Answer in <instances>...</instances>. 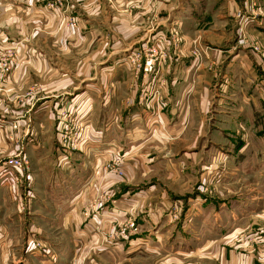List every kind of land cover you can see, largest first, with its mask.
Listing matches in <instances>:
<instances>
[{
  "label": "crops",
  "instance_id": "0c3cea01",
  "mask_svg": "<svg viewBox=\"0 0 264 264\" xmlns=\"http://www.w3.org/2000/svg\"><path fill=\"white\" fill-rule=\"evenodd\" d=\"M206 1L203 19L206 21L205 26L212 25L205 30L204 24L199 23L203 27L201 34L208 43L207 46L218 49L210 51L208 55L219 59L218 65L226 63L227 68L232 67L231 71L227 74L224 72L227 68L221 65L217 73L207 75L203 66L208 65L210 60H203L201 71L188 72L190 77L195 74L198 89L200 82L220 83V96L218 94L216 98L212 92L211 96L201 95L198 98L192 96L194 83L185 76L190 68L188 61L181 59L177 63L178 66H185L184 87L180 81L172 78L174 70L170 76L168 68L170 107L160 114L163 116V124L159 126L149 121L151 117H155L154 111H145L135 103L128 104L129 100L134 101L136 98L135 85L126 73L123 61L111 59L99 66L96 0L91 4H83L84 16L89 25L79 34L68 30H63L65 32L60 34L56 29L43 25L29 30L30 28H23L18 23L17 20L20 19L17 16L10 17V10L4 16L8 20L4 23L5 28H0V48L16 44L14 50H17L18 58L6 80L0 81V90L7 91L9 100L22 101L19 105L10 107L8 117L17 119L20 114H25L28 120V127L20 129V142L23 141V158L28 159L29 169L22 175L20 170L10 167L15 172L7 173L8 178H5L3 173H6V169L0 167V180L11 182V178H14V186H17L16 181L21 176L26 183L23 193L16 190L13 193L14 188L7 200L0 202V264H11L15 256V251L8 249L10 243H16L10 235L13 227L21 228L25 241L28 236L27 241L32 242V233L39 234L38 229L34 228H39L43 221L49 222L41 217V223H35L33 217L37 212L53 213L50 220L57 221V228L70 229L73 232L72 243L79 245L96 244L97 238L102 235L111 242L119 241L121 239H115L112 235L116 226L128 218L136 219L140 232L128 241L117 242L124 249L123 258L135 256L140 248H151L152 244H166L170 238L174 239V244L178 237L185 240V244L189 240L192 242L191 235L181 237L177 232L175 234L176 224L163 216L162 212L169 211L171 197L176 194L179 181L186 180L192 184L188 191L190 194L196 183H206L212 174H218L215 172L217 165L213 166L215 163L212 160L210 162L207 150L211 143L210 136L219 139L214 145L211 143L213 146L227 148L229 144L233 146L234 140L241 141L240 130L244 129L254 135L249 140L253 148L264 144V129H261L260 121L253 117L247 120L249 118L243 116L249 117V113L237 111L233 103L227 107V101L224 100L227 98L224 88L230 78L238 84L237 96L241 97L244 105H249L254 100L264 104V89L258 84H263L264 79L256 71H252L256 67L264 69V59L254 56L250 59L245 53L242 56V52H237L228 42L235 12L241 7L242 1ZM256 2L259 6L256 12L264 20V0ZM257 36L262 37L260 39L264 45V25L258 29ZM37 48L40 59L33 58ZM70 56L73 59H69ZM102 69L106 73L103 78L98 77V73L101 74L98 70ZM247 87L250 88L244 92ZM207 88L209 90V86ZM228 88L233 87L230 85ZM253 88L263 93H253ZM99 100L106 108L105 111L98 109ZM209 100L213 103L212 111L205 104ZM67 103L70 108L75 109L76 115L85 123V128L72 152L65 154L63 149L60 150L57 132L64 114V111L59 110ZM257 113L259 112L255 111L253 115L256 116ZM30 124L32 129L29 128ZM242 132L245 133L241 135L244 140V136L251 135ZM14 146L11 153L17 152V147L15 144ZM241 147H244L246 157L245 144ZM256 149L248 152V155L254 154L255 157ZM237 153L238 155H229L231 165L239 163L242 150L239 149ZM117 159L121 161L122 176L107 172L104 168L105 164ZM249 164L252 167V163ZM238 171L241 172L239 169ZM251 173L249 171L246 174ZM22 199L24 204L21 203ZM21 207L27 211L25 216L19 214ZM203 207L200 214L203 211L208 213V207L205 204ZM246 208L252 210L253 206L249 204L245 210ZM242 209L238 207L236 211ZM197 216L198 213L194 216L185 215L182 227L192 229L193 224L199 222ZM205 222L206 218L201 220V228L205 226ZM161 229H164V234L160 233ZM17 238L19 241L22 239ZM152 248L156 251L157 246ZM169 249L170 247L164 252L166 255L177 257L191 254L179 248ZM70 253L68 250L56 252L58 256L68 258ZM48 257L53 258L54 254L51 253Z\"/></svg>",
  "mask_w": 264,
  "mask_h": 264
},
{
  "label": "rangeland",
  "instance_id": "374dc122",
  "mask_svg": "<svg viewBox=\"0 0 264 264\" xmlns=\"http://www.w3.org/2000/svg\"><path fill=\"white\" fill-rule=\"evenodd\" d=\"M92 1L94 0H0V25H3L0 28L4 27V23L7 22L8 17L4 18V16L9 14L10 10V17L17 16L20 19L17 21L23 25V28L33 30L43 25L49 29H56L60 34L65 32L63 30L79 34L82 33L81 31H85L84 27L89 25L88 19H85L84 16L83 4L87 5L88 2L91 4ZM241 1V7L236 10L234 15V24L230 29L232 34L229 35L228 42L234 46L237 52H242V56L245 53V56L250 59L251 56L264 59V45L260 39L262 37L257 36L258 29L264 25L262 15L257 13L259 6L256 0H248L249 4L247 5L243 4V0ZM95 3L98 7L95 18L98 29L97 62L101 66L111 59L112 61H123L126 73L129 74L135 85L136 98L134 101L129 100L128 104L135 103L145 111H154L155 117L149 119L153 124L162 125L163 116L160 114L165 113V110L170 107L167 84L169 81L168 68L170 76L173 75V70L175 71L172 78L180 81L182 86L186 82L185 76L191 83H194L193 90L194 88L195 90H192V96L206 97L211 96L212 92L216 98L218 94L221 95L218 90L220 83L200 82V89H198V84L194 79L195 74L191 77L190 74L188 75V72L191 71L194 73L201 71L203 60H210L208 65L204 64L203 66V71L207 72V75H211L212 72L217 73L221 65L225 69L228 67L226 63L218 65L219 59L209 57L210 51L214 52L218 49L215 46H207L208 43L201 34L203 27L199 23L204 24L205 30L212 25L205 26L206 21L203 19L206 0H96ZM30 17L34 19L31 20ZM140 34H145V36L142 37ZM14 45L0 48V59L10 65V69L4 77L5 80L18 58ZM37 50L34 52L36 53L33 55L34 59H40L39 49L37 48ZM152 50L156 53L151 54ZM146 53L154 59V68L149 73L143 72L142 60ZM69 59L73 58L70 56ZM181 59L187 60L190 66L185 76V66L177 65ZM118 66L119 64L115 67ZM231 68H227L228 70L226 69L224 72L228 74ZM99 71L101 74L98 73V77H105V71L103 69ZM252 71H256L258 76L264 79L263 68L256 67ZM0 81L4 80L0 79ZM228 81L224 88V93L227 94V98L224 99L227 101V107L232 103L235 104L237 111L249 113V117L244 115V118H249L247 120H251L252 117L257 118L261 123V129H264L263 102L254 100V104L253 101L249 105H244L241 97L237 96L238 84L232 82L230 78ZM258 84L264 89V83ZM230 85L233 87L232 89L228 88ZM207 86H209V90ZM249 88L247 87L244 92ZM252 92L263 93L255 88L252 89ZM186 95L188 98L189 95ZM21 102L9 100L7 91L0 90V167L6 169V173L2 172L5 178H8L6 174H10L12 171L10 169L13 167L11 160L14 158L22 160L25 151L24 144L22 145L23 141L20 142L22 137L20 129L28 127L26 116L20 114L21 116L17 119L10 118L12 121L8 117L10 107L15 104L19 105ZM210 102V100L206 101L205 104L208 110L212 111L213 103ZM200 104L198 101V106ZM97 106L100 111L106 110L100 100L97 102ZM59 111H64V114L61 117L63 122H60L61 127L57 132V141L60 150L63 149L65 154H68L77 144V139L84 131L85 123L76 115L75 109L70 108L69 103ZM255 111L259 112L256 116L253 115ZM29 126L32 129L31 124ZM242 131L250 133L241 129V141L234 140L233 146L229 144V149L228 147L219 149L213 146L219 139L210 136L209 139L213 145L210 143L207 150L210 162L212 160L215 163L213 166L217 165L215 172L218 174H212L206 183H196L190 194L188 191L192 184L186 180L179 181V184L176 185L177 192L171 197L169 211L162 212L163 216H167L172 223L176 224L175 234L177 232V235L180 234L181 237L191 235L192 242L189 240L185 244V240L178 237L176 238L177 243L174 244L172 243L174 239L170 238L166 244H152L151 248H140L138 255L123 258L122 251L124 249L118 246L117 242L128 241L130 237L140 232L136 219L128 218L116 226V229L121 231L124 229L126 234V236H122L121 233L119 238L114 237L121 239L119 241L112 240L113 242H111L109 238L102 235L97 238L96 244L79 245L75 242L72 243L73 232L70 229L57 228V221L50 220L53 213L37 212L33 217L35 223L40 224L41 217L45 221L48 219L49 222L43 221L39 228H34V230L38 229L39 234L32 233V242L27 241L28 236L25 241L21 228L13 227L11 229V238L16 241V243H10L8 248L15 251L11 264H264V144L253 148L249 141L254 138L253 133L251 132L250 136H244V140L241 135L245 133ZM77 133L80 134L76 135ZM156 133L158 134V130ZM14 144L17 147V152L11 153L15 148ZM243 144H245L247 152L246 157L243 152L244 147H241ZM255 148H257V155L255 157L254 154L248 155V152H252ZM239 149L242 150V154L239 155V163L231 165L229 155H238ZM249 163H252V167ZM108 165H104L106 171ZM227 167L230 169H226ZM16 169L20 170L23 175L29 169L28 159L25 158L21 161V168ZM249 171L252 172L251 175L246 174ZM18 177L17 186H14V178H11L12 183L0 180L1 203H3L2 200H7L14 188L13 193L15 190L23 193L26 183L24 178ZM21 203L24 204V200ZM204 204L209 211L208 213L203 211L200 214ZM249 204L253 206L252 210L248 208L245 210ZM238 207L243 209L236 211ZM19 211V214L23 216L27 214L23 207ZM197 213L199 222H195L192 229L182 227L185 215L194 216ZM205 218V226L201 228V220ZM49 223L51 226L48 227ZM131 224L133 226H130ZM20 231L21 236H19ZM160 233L164 234V229H161ZM17 236L22 239L19 241ZM52 241L55 242V245L52 244ZM152 246H157L156 251L152 250ZM168 247L172 250L179 248L182 251L191 252V254L190 256L177 257L166 255L164 252L168 251ZM67 250L71 252L69 258L56 254L57 251ZM51 253L54 254L53 258L48 257ZM3 262L1 261V263Z\"/></svg>",
  "mask_w": 264,
  "mask_h": 264
},
{
  "label": "built area",
  "instance_id": "2783aa9c",
  "mask_svg": "<svg viewBox=\"0 0 264 264\" xmlns=\"http://www.w3.org/2000/svg\"><path fill=\"white\" fill-rule=\"evenodd\" d=\"M243 4L247 5L249 4L248 0H243ZM151 54L156 53L154 50H152L150 52ZM150 54H147L143 57V72L144 73H149L153 70L154 68V59L153 57H149ZM9 64L7 62H5L3 59H0V79L4 80L5 75L8 73L9 71ZM80 133H77L76 135H79ZM25 160V158H22V160H19L17 158H14L13 160H11V164L13 167L15 168H21V161ZM120 164L121 161L120 159L115 160L114 162H111L108 166H106V169L108 172H112L115 173L118 176H122V171L120 170ZM130 226H133L132 224ZM123 234L122 236H126V234L124 233V229L123 231H121L120 229H114L112 235H114L116 238H119L120 234Z\"/></svg>",
  "mask_w": 264,
  "mask_h": 264
}]
</instances>
